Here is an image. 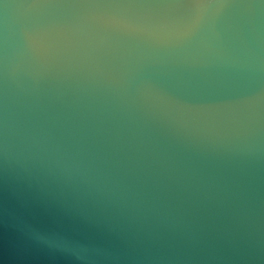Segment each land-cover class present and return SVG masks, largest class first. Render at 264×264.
Here are the masks:
<instances>
[{"label":"water","instance_id":"1","mask_svg":"<svg viewBox=\"0 0 264 264\" xmlns=\"http://www.w3.org/2000/svg\"><path fill=\"white\" fill-rule=\"evenodd\" d=\"M0 264H264V0H0Z\"/></svg>","mask_w":264,"mask_h":264}]
</instances>
